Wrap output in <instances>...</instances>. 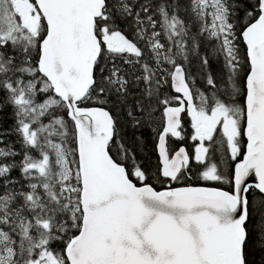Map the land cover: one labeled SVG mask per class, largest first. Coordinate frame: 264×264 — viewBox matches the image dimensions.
I'll return each instance as SVG.
<instances>
[{
  "label": "snow or ice",
  "instance_id": "1",
  "mask_svg": "<svg viewBox=\"0 0 264 264\" xmlns=\"http://www.w3.org/2000/svg\"><path fill=\"white\" fill-rule=\"evenodd\" d=\"M0 264H264V0H0Z\"/></svg>",
  "mask_w": 264,
  "mask_h": 264
},
{
  "label": "trees",
  "instance_id": "2",
  "mask_svg": "<svg viewBox=\"0 0 264 264\" xmlns=\"http://www.w3.org/2000/svg\"><path fill=\"white\" fill-rule=\"evenodd\" d=\"M215 68V66H214ZM192 71L195 73L196 72V68L193 67ZM144 137H145V140H146V144H147V151L149 154H151V149H152V140H151V133L150 132H145L144 133ZM187 146L190 147L191 146V142H188L187 143Z\"/></svg>",
  "mask_w": 264,
  "mask_h": 264
},
{
  "label": "rangeland",
  "instance_id": "3",
  "mask_svg": "<svg viewBox=\"0 0 264 264\" xmlns=\"http://www.w3.org/2000/svg\"><path fill=\"white\" fill-rule=\"evenodd\" d=\"M191 148V147H190Z\"/></svg>",
  "mask_w": 264,
  "mask_h": 264
}]
</instances>
